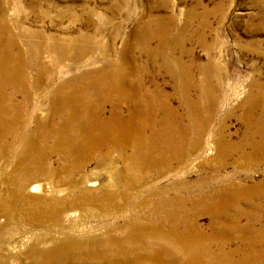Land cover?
Masks as SVG:
<instances>
[{
    "label": "rangeland",
    "instance_id": "1",
    "mask_svg": "<svg viewBox=\"0 0 264 264\" xmlns=\"http://www.w3.org/2000/svg\"><path fill=\"white\" fill-rule=\"evenodd\" d=\"M3 24L13 41L6 38ZM0 38L19 70L0 72L5 81L0 106L7 105L5 95L11 97L3 115L8 123L0 124V264H180V253L166 256L154 245L162 240L181 247L184 238L176 232L198 235V243L214 255L210 264H264V257L253 258L264 254V236L251 243L254 234L264 231V0H0ZM62 44L67 49L59 54ZM115 63L126 73L120 72L123 85L110 80ZM131 80L166 97L171 121L191 123L187 137L174 133L183 145L157 160L135 158L133 134L114 128L90 131L85 138L91 147L82 144L75 160L69 144L54 143L56 129L65 128L61 115L53 116L60 96L86 86V96L104 100L106 120L111 99L119 98ZM177 84L186 88L175 90ZM209 89L214 104L189 122L188 102ZM134 100L118 102L125 119ZM17 103L19 113L11 115ZM13 131L22 133L20 144ZM30 143L36 159L24 165L20 157ZM61 153L69 154L67 159ZM15 174L25 181L19 194ZM35 182L39 190H28ZM236 185L254 197L223 198L241 212L222 211L213 233L211 214L198 199ZM175 218L177 226L171 225ZM123 238L133 246L119 245ZM143 238L144 244L151 242L148 249L141 245ZM61 248L64 256L44 263L36 259L38 253ZM203 258L191 264H205Z\"/></svg>",
    "mask_w": 264,
    "mask_h": 264
},
{
    "label": "bare ground",
    "instance_id": "2",
    "mask_svg": "<svg viewBox=\"0 0 264 264\" xmlns=\"http://www.w3.org/2000/svg\"><path fill=\"white\" fill-rule=\"evenodd\" d=\"M4 22V21H3ZM2 29L5 30L7 32L6 34V38L7 39H11L12 37L8 32V28L7 25L3 24ZM67 38H71V37H67ZM66 39V38H65ZM13 41V40H12ZM145 43V40L141 41V46ZM4 41L0 38V72H6L8 74H13L14 72H16L17 74L19 73L18 69L16 68V66H12L11 63H15L14 60H12L11 58V54L7 51V49L3 48ZM29 45V44H28ZM27 45V46H28ZM64 45H61V48L59 46H57V50L59 52V54H63L67 47H63ZM19 53V54H18ZM18 57L17 59H20V56L22 53H20L18 51ZM116 64V63H115ZM111 64L112 68L110 71V80L123 85L125 76L122 75L120 72H122L123 74H126L123 69L121 68V70L119 69V66L116 64ZM108 66V65H107ZM103 70V69H102ZM100 71V70H99ZM202 71V70H201ZM89 72V71H87ZM97 73V72H96ZM94 76V75H93ZM2 77V76H1ZM21 78H24L23 76ZM202 78H204L205 80H207L206 76L203 74L202 72ZM11 80V79H10ZM10 80L7 81V83H10ZM13 80V79H12ZM76 80H79V76L76 77ZM101 81V80H100ZM110 81V82H111ZM126 81V80H125ZM139 81V80H138ZM208 81V80H207ZM78 82V81H77ZM76 82V83H77ZM5 81H3L0 78V89L3 87L2 84H4ZM21 83V82H20ZM23 83V82H22ZM109 83V82H108ZM107 83V84H108ZM104 84V83H103ZM92 85V84H91ZM127 85V84H126ZM183 85V84H182ZM110 86V85H109ZM177 87L175 88V90H178L180 88H186L184 85L182 87H180L178 84L176 85ZM60 90L63 91V89L65 88V85H61ZM110 88V87H109ZM80 89V92H79ZM86 86L85 88L83 87H77L76 90L74 91H70L67 92L69 93V95L67 93H65L63 96H60V100L58 103L59 104V109L55 110L54 115L60 114L61 117V121H63L65 124V128L64 129H56L58 131V133L56 134L55 132V136L54 137V143H67L70 145L69 147V151H71V157L72 159L77 157L78 152L80 151L81 145L83 144V147H91V141L88 142L85 138V135H88V132L90 131H109L110 129L114 128L117 131L122 132L123 134H133V139H134V143L136 146V157L135 158H139L140 156H149L151 158H156L160 159L162 158V156H169L172 151L174 150L175 146H181L183 145V142H178L177 139H174V133L176 132L177 135L179 136H183V137H187V131L190 129L191 127V123L189 125H185L184 123L182 124L179 120V118L174 122L171 121L172 117H173V111L171 110V108L167 105L166 102V97L165 96H159L157 94H154L153 92H149V91H145L142 88V85L140 82H137L136 80H131V84L129 85V88L126 90L125 92H119V98H113L111 99V111H110V117L106 118V120H104V118L102 117L103 115V105H104V100L100 97L97 98L95 97L94 99L90 98L89 96H86L85 91H86ZM91 89V88H90ZM112 89V88H111ZM122 89V88H121ZM13 90V89H12ZM120 90V89H119ZM118 90V91H119ZM106 91V88H105ZM92 92V90H91ZM95 92L97 93V90L95 89ZM108 94L110 93V89L107 90ZM56 93H62L63 92H56ZM106 93V92H105ZM212 90H208V91H204L202 93H199L198 95L200 96L199 100H193V101H189L188 105L190 107L189 109V117L190 120L189 122L193 121L194 117L196 115H199L201 112L204 113L207 110V107L210 106V108L212 107V105L214 104V98H213V93H212V99H211V94ZM54 94V92L52 93ZM91 94V93H90ZM112 95V94H111ZM118 95V94H117ZM2 97V96H1ZM26 98V97H25ZM11 99V97L9 95H5L3 97V103H6L7 105L4 106H0V124L5 126L8 123V120L4 117L5 113L8 111V104H9V100ZM120 99H127L128 102H130L131 100H134L133 102H131V104L129 105V110H128V114H129V118H124L121 114H120V108H119V100ZM52 101L54 99H51ZM107 100V99H106ZM258 101V100H257ZM107 102V101H106ZM182 102V101H181ZM12 103V102H11ZM255 103V102H254ZM19 104L17 103V105H13V111L14 114L11 115H17L19 113V109L16 107ZM257 105V104H256ZM263 106V104H262ZM261 110V109H260ZM262 112V111H261ZM155 114L158 115V118L155 119ZM4 115V116H3ZM20 116V115H19ZM59 116V115H58ZM57 116V117H58ZM21 117V116H20ZM126 117V116H125ZM198 117V116H197ZM59 118V119H60ZM54 119V118H53ZM75 120L77 122V124H72L70 121ZM199 119V118H198ZM29 117H27L25 119V121H28ZM12 121V120H11ZM185 122V121H184ZM12 123V122H11ZM44 123V122H43ZM62 123V122H60ZM68 123V125H66ZM197 123V121L195 122ZM156 125H160V129H156L155 126ZM59 126V125H58ZM41 128V127H40ZM195 128V127H194ZM8 131H11V129L7 128ZM200 129V128H199ZM14 130V129H13ZM34 130V129H33ZM196 130V129H195ZM46 131V130H45ZM50 131V130H49ZM56 131V132H57ZM146 131V134H145ZM53 132V131H52ZM112 132V130H111ZM198 132V131H197ZM107 133V132H106ZM199 133V132H198ZM22 134V133H21ZM20 134V135H21ZM42 134V133H41ZM100 134V133H99ZM116 134V133H115ZM118 134V133H117ZM122 134V135H123ZM0 135H4V132H1ZM13 135H14V142L20 144V135L18 133V131H13ZM44 135V134H43ZM92 135V134H91ZM107 135V134H106ZM105 135V136H106ZM11 136V135H10ZM111 136V135H110ZM157 136H162V138L156 139ZM1 138V136H0ZM33 138V137H32ZM91 138V137H90ZM125 138V137H122ZM121 138V139H122ZM12 139V138H11ZM42 139V138H41ZM53 139V138H52ZM101 139V138H100ZM3 139H1L0 141H2ZM95 140V139H94ZM115 140V139H114ZM29 141V140H28ZM107 141V140H106ZM116 141V140H115ZM52 142V141H51ZM93 142V141H92ZM96 142V141H95ZM9 143V142H8ZM42 143V142H41ZM110 143V142H109ZM108 143V144H109ZM122 143V142H121ZM120 143V144H121ZM196 143V142H195ZM11 144V143H10ZM17 144V145H18ZM27 144V143H26ZM55 144V145H56ZM66 144V145H67ZM117 145V144H116ZM123 145V144H122ZM190 145V144H189ZM61 146V144H60ZM95 146V145H94ZM222 146V143L219 142L218 143V147L220 148ZM2 147V146H1ZM33 147V143H30L27 147V149H23V154L20 158V162L24 165L27 164H31L35 162V159L31 156L30 154V150ZM66 147V146H65ZM68 147V146H67ZM101 147V146H100ZM56 148V147H55ZM59 148V147H58ZM120 148V147H119ZM63 149V148H62ZM90 149V148H89ZM124 149V148H123ZM121 149V150H123ZM221 149H224L223 147ZM220 149V150H221ZM56 150V149H55ZM59 150V149H58ZM120 150V149H119ZM20 151V150H19ZM35 152V151H34ZM218 152V151H217ZM60 153V152H59ZM87 154V153H86ZM91 154V153H90ZM15 155V154H14ZM69 154L67 153H61L60 154V158L65 160L67 159ZM16 156V155H15ZM80 156V154L78 155ZM121 156V155H119ZM134 156V155H133ZM35 157V156H34ZM59 158V157H58ZM148 158V157H147ZM78 159V158H77ZM144 159V158H143ZM168 159V158H167ZM17 160V159H16ZM76 160V158H75ZM7 161V160H6ZM140 161V160H139ZM155 161V160H152ZM158 163V161H157ZM71 164V163H70ZM76 164V163H75ZM30 166V165H29ZM75 166V165H74ZM132 166V165H131ZM25 168V167H24ZM27 168V167H26ZM22 169V168H21ZM34 169V168H33ZM45 169V168H44ZM49 169V168H48ZM147 170V169H146ZM27 171V170H26ZM41 171V168H40ZM6 172V171H5ZM33 172V171H32ZM21 173V172H20ZM48 173V172H47ZM13 174V173H12ZM19 174V173H18ZM18 174H15V181L14 183V189H15V193L19 194L21 192H23V189L25 188V181L24 178H22L21 176H18ZM68 174V173H66ZM24 175V174H23ZM51 175V174H50ZM70 176V175H69ZM10 177V176H9ZM13 178V177H12ZM11 178V179H12ZM47 178V177H46ZM122 178V177H121ZM13 180V179H12ZM131 180V179H130ZM135 181V180H134ZM12 183V182H11ZM71 183V182H70ZM112 183V182H111ZM42 186V185H41ZM132 186V185H131ZM243 186V185H242ZM74 187V186H73ZM27 188V187H26ZM40 185L38 183H33V184H29L28 185V190L30 191H36L39 190ZM248 188V187H247ZM56 189V188H55ZM129 189V188H128ZM256 189V188H255ZM47 190V189H46ZM51 191V190H50ZM126 191V190H125ZM246 189L244 187L241 186H232V187H227L225 186V189L218 191L215 193L214 196H207L204 198H201L200 200L198 199L199 202L204 204V210H208L209 213L211 214V228L213 229V233L216 229V222L218 220V218L220 217V213L226 209H235V207L232 206V204H227L225 203L222 199L223 198H228L230 199L232 202H235L237 199H243L244 201H249L252 199L253 194L252 195H248L247 193H245ZM251 191V188H250ZM261 191V190H260ZM89 192V191H88ZM127 192V191H126ZM14 193V194H15ZM124 193V192H123ZM214 193V192H213ZM23 194V193H22ZM90 194V192H89ZM112 194V193H111ZM125 194V193H124ZM251 194V193H250ZM127 195V193H126ZM259 195H262V192L259 193ZM198 196V195H197ZM202 196V195H201ZM196 197V196H194ZM199 197V196H198ZM85 198V197H84ZM90 198V197H89ZM94 198V197H93ZM165 198V197H164ZM264 198V197H263ZM6 199V198H5ZM10 199V198H9ZM97 199V198H96ZM125 199V198H124ZM173 199V198H171ZM87 200V199H86ZM95 200V199H94ZM189 200V199H188ZM191 200V199H190ZM101 201V200H99ZM159 201V200H158ZM264 201V199H263ZM89 202V201H88ZM175 202V201H173ZM47 203V202H46ZM161 207H163L164 209H166L167 207V200L166 201H161ZM2 204V203H1ZM4 204V203H3ZM177 204V203H176ZM258 204V203H257ZM257 204H255L256 207ZM104 205V204H103ZM171 205V204H170ZM19 206V205H18ZM106 206V205H105ZM135 206V205H134ZM67 207V206H66ZM65 207V208H66ZM74 207V206H73ZM160 207V208H161ZM176 207V206H175ZM180 207V206H179ZM54 208V207H53ZM106 208V207H105ZM159 208V207H158ZM21 209V208H20ZM157 209V208H156ZM175 209V208H174ZM251 209V212H255L254 209ZM9 210V209H8ZM148 210V209H147ZM236 210V209H235ZM35 211V210H34ZM236 215H239L241 211L236 210ZM48 212V211H47ZM52 212V211H51ZM55 212V211H54ZM148 212V211H147ZM65 213V212H64ZM63 213V214H64ZM155 213V212H154ZM160 213V212H159ZM168 213V212H167ZM243 213V212H242ZM48 214V213H47ZM62 214V213H61ZM150 214V213H149ZM209 214V215H210ZM54 215V214H53ZM152 215V214H151ZM167 215V214H166ZM67 216V215H66ZM146 216V215H145ZM175 216V215H174ZM178 216V215H177ZM187 217V216H186ZM235 217V216H234ZM179 218V217H178ZM177 218V219H178ZM185 218V217H184ZM183 218V219H184ZM52 219V218H51ZM54 219V218H53ZM144 219V218H142ZM151 219V218H150ZM177 219L175 218L173 221H171V225L177 226V223L179 221H177ZM152 220V219H151ZM150 220V221H151ZM182 220V219H181ZM234 220H236L234 218ZM153 221V220H152ZM143 222V221H142ZM54 223V222H53ZM144 223V222H143ZM149 223V222H148ZM151 223V222H150ZM156 223V222H155ZM180 223V222H179ZM182 223V222H181ZM190 223V222H188ZM253 223V219H249V221L247 222L246 228H250V224ZM127 224V223H126ZM219 224V223H218ZM140 225V224H139ZM145 225V224H144ZM150 225V224H149ZM148 225V226H149ZM179 225V224H178ZM181 225V224H180ZM185 225V224H184ZM147 226V227H148ZM152 226V225H151ZM150 226V227H151ZM154 226V225H153ZM157 226V225H156ZM187 226V225H186ZM189 226V225H188ZM126 227V226H125ZM130 227V226H129ZM146 227V226H145ZM155 227V226H154ZM228 227L230 229L233 228V226L231 224L228 225ZM149 228V227H148ZM174 228V227H173ZM183 228V227H182ZM192 228V226H191ZM196 228V227H195ZM218 228V227H217ZM61 229V228H60ZM126 229V228H125ZM128 229V228H127ZM151 229V228H150ZM155 229V228H154ZM243 226L240 225L238 223V232H242L243 230ZM177 230V229H176ZM199 230V229H198ZM125 231V230H124ZM186 231V230H185ZM62 232V231H61ZM120 232V231H119ZM196 232V231H195ZM194 232V233H195ZM198 232V231H197ZM124 233V232H123ZM129 233V232H128ZM133 233V232H132ZM175 233V232H174ZM180 237L184 238V242L183 245L181 247H170L168 246L165 242H163L162 240H160L157 245H155V247L157 246V249L160 250L161 252H163L166 256H174L175 254H179L180 253V264H191V262L193 260H196L197 262H199L200 257L203 258L206 255V259L205 260V264H210L211 262H209L208 258L211 260L212 258H214V255L212 253H208L206 246L202 245V243L204 242H200L198 243V235L195 237V235H191V234H182L181 232H176ZM190 233H192L190 231ZM38 235V234H37ZM159 235V234H158ZM174 235V234H173ZM172 235V236H173ZM211 235H215V234H211ZM148 236V235H147ZM252 236V235H251ZM264 236V231H261L259 234H254V236H252V241L251 243L254 244L256 242L261 241V238ZM90 237V236H88ZM107 237V236H106ZM154 237V236H153ZM161 237V236H160ZM99 238V237H98ZM104 238V237H103ZM156 236L153 238L155 239ZM210 239H213V236L208 237ZM244 238V237H243ZM95 239V238H94ZM128 238H123L121 239L118 243L119 245H121L122 247H126V246H133L130 241V239ZM175 239V237H174ZM208 241V239L206 238V240L204 241H208V242H212V241ZM216 239V238H215ZM47 240V239H46ZM81 240V239H80ZM182 240V239H181ZM222 240V239H221ZM105 241V240H104ZM149 241V240H148ZM178 241V240H177ZM223 241V240H222ZM89 242V241H88ZM88 242L85 243V248L88 247ZM137 242V240H136ZM174 242V241H173ZM56 243V242H55ZM131 243V244H130ZM60 244V243H59ZM144 244V238L141 241V245ZM146 248L150 247V244L146 241ZM144 244V245H145ZM182 244V243H181ZM205 244V243H204ZM95 246V245H94ZM138 246V245H137ZM119 247V246H118ZM152 247V245H151ZM36 248V247H35ZM120 248V247H119ZM128 248V247H127ZM144 248V247H143ZM147 248V249H148ZM220 248V247H219ZM42 249V248H41ZM123 249V248H122ZM138 249V248H137ZM141 249V247H140ZM8 250H10V248H8ZM60 252H56L54 251L53 254H47V253H38L37 255V261L44 263L45 260H49L51 258H55V257H60L61 255H65V250L66 249H57ZM86 250V249H85ZM95 250V249H94ZM108 252H111L112 249L111 248H107L106 249ZM116 250V249H115ZM144 250V249H143ZM96 251V250H95ZM99 251V250H98ZM105 251V250H104ZM147 251V250H146ZM8 252V251H6ZM115 252V251H113ZM123 252V251H121ZM126 252V251H125ZM144 252V251H143ZM182 252V253H181ZM215 252V251H214ZM12 253V251H11ZM91 253V252H89ZM102 253V252H101ZM127 253V252H126ZM150 253V254H149ZM149 255H152L154 253H156V251L153 252H149ZM5 254V253H4ZM104 254V253H103ZM113 254V253H112ZM123 254V253H122ZM221 254V253H220ZM251 254V253H250ZM69 255V254H68ZM144 255V254H143ZM252 255V254H251ZM31 256V254H30ZM49 256V257H48ZM118 256V255H116ZM134 256V255H133ZM137 256V255H136ZM228 256V255H227ZM232 256V255H231ZM230 256V257H231ZM106 257V256H105ZM110 257V256H109ZM112 257V256H111ZM125 257V256H124ZM130 257V256H129ZM264 254H257L254 255L253 258H263ZM70 258V257H69ZM100 258V257H99ZM120 258V257H119ZM135 258V257H134ZM172 259V258H171ZM81 260V259H80ZM91 260V259H90ZM96 260V259H95ZM107 260V259H105ZM83 261V260H82ZM213 261V260H212ZM228 261V260H227ZM264 261V260H263ZM201 262V261H200ZM199 262V263H200ZM246 262V261H245ZM67 264V263H66ZM177 264V263H176ZM178 264H179V260H178Z\"/></svg>",
    "mask_w": 264,
    "mask_h": 264
}]
</instances>
